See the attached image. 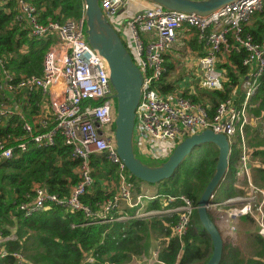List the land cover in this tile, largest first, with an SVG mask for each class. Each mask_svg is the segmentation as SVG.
<instances>
[{
  "label": "built area",
  "instance_id": "built-area-1",
  "mask_svg": "<svg viewBox=\"0 0 264 264\" xmlns=\"http://www.w3.org/2000/svg\"><path fill=\"white\" fill-rule=\"evenodd\" d=\"M135 1L98 0V3L108 18L121 5ZM12 2L15 6L13 19L22 22L29 34L49 35L51 41L43 52L39 74L20 75L13 79V74L2 67L0 59V94L6 90L25 94L39 90L50 113L38 117L34 125L22 115L24 113H17L23 135L9 136L14 144L8 143V138L0 137V162L11 156L13 147L25 150L29 143L46 146L53 143L56 134L60 135L64 144L69 145L70 155L78 160L75 167L77 180L70 186L68 194L58 195L35 185L33 194L20 201L18 208L28 215L55 203L68 210H81L87 218L96 214L101 220L112 219L107 214L118 211L121 202L137 208L141 204V194L137 192L133 195L134 183L115 148V107L107 66L103 57L85 40L83 11L78 17L62 21H41L38 9L29 0ZM263 4L264 0H235L206 15H200L168 9L151 2L138 7L126 19L129 44L125 45L141 72L132 138L136 139L140 149L143 148V154L155 159L164 157L170 145L203 128L225 134L229 149L232 143L238 142L233 185L239 186L238 181L245 179V193L222 200L212 199L208 207V211L215 215L212 219L219 232L222 231V239L234 238L235 219L245 214L252 217L256 232L264 237V189L251 182L245 137L246 126L256 120L247 109L248 97L255 92L259 83L257 79L264 70V40L255 41L249 33H242L243 22ZM179 30H192L196 40L204 46L203 53L198 56V64L202 70L203 85L209 89L217 88L222 79L216 60L220 44H227L226 34L230 33L235 47L246 50L242 63L251 69V76L244 87L240 103L235 104L231 97H226L219 100L212 112L208 113L207 103L193 100L188 94L175 90L161 92L157 89V82L166 70V52L177 41ZM7 115L9 110L0 101V121ZM93 154L103 155L115 165L118 174L115 191L102 202L96 213L80 199L92 183L88 160ZM194 208L192 200L184 193L167 194L161 201L162 210H146L132 216L160 211L174 212L176 219L170 227L171 234L180 237L189 226ZM7 237L0 234V257L10 254L21 260L22 255L18 251H10L4 245ZM155 257L156 250L149 253V260L147 257L144 259L149 262Z\"/></svg>",
  "mask_w": 264,
  "mask_h": 264
},
{
  "label": "trees",
  "instance_id": "trees-1",
  "mask_svg": "<svg viewBox=\"0 0 264 264\" xmlns=\"http://www.w3.org/2000/svg\"><path fill=\"white\" fill-rule=\"evenodd\" d=\"M29 2L38 9L41 21H62L78 17L83 11V0ZM14 13L12 0H0V59L2 67L16 79L20 75L40 73L42 55L51 38L49 35L29 34L22 22L13 19ZM242 33H249L255 41L264 40V4L243 22ZM226 37L227 44H220L217 51L219 59L216 60V67L222 74L220 84L217 88H206L198 95L202 98L200 101L208 104V113L212 112L219 100L226 97H231L235 104L240 103L244 87L251 76V69L242 63L246 50L234 46L229 32ZM169 65L166 64V70L157 82V89L161 92L171 91L175 86V83L163 82ZM257 80L259 83L255 92L248 97L247 109L264 122V70ZM181 93L188 94L185 90ZM28 94L29 102L22 104L21 108L29 114H38L35 102L41 98L40 91L33 90ZM188 96L193 100L199 99L194 94ZM43 111L44 115L50 113L48 109ZM7 121L0 125V137L8 138V143L14 144L11 137L23 135V130L15 113L9 114ZM259 128H245L247 164L251 182L264 189V131L261 132ZM216 154L217 149L210 142L195 146L170 177L152 183L156 185L158 195L145 202L142 209H160L161 198L177 193H184L195 205L213 172ZM237 159L238 150L232 143L227 168L215 188L220 187V192H213L214 200L245 193V179L241 181V186L233 185ZM88 161L92 183L80 199L96 213L102 202L115 191L118 174L115 165L103 155L93 154ZM77 162L70 155L69 145L64 144L58 134L53 143L46 146L29 143L25 150L13 147L11 156L0 162V234L8 235L4 242L8 250L18 251L22 255L21 260L10 254L0 257V264H130L131 258L142 255L143 240L148 232L157 241L156 257L146 264H203L207 260L211 243L205 239L207 236L201 229L195 208L189 226L180 237L170 232L176 219L174 212L132 216L133 213L120 210L107 214L112 219L101 220L96 214L87 218L81 210H68L59 204L50 203L28 215L22 213L18 203L33 194L35 185L58 195L68 194L70 186L77 180ZM126 173L134 183L133 191H138L136 182L143 181L128 171ZM262 208L264 210V203ZM208 215L212 219L209 212ZM237 221L240 222L239 229L243 228L242 237L239 240L236 234L232 238L234 244L223 239L218 264H264V237L256 230L243 227L246 226L245 222L252 225V217L240 215L235 223Z\"/></svg>",
  "mask_w": 264,
  "mask_h": 264
},
{
  "label": "water",
  "instance_id": "water-1",
  "mask_svg": "<svg viewBox=\"0 0 264 264\" xmlns=\"http://www.w3.org/2000/svg\"><path fill=\"white\" fill-rule=\"evenodd\" d=\"M150 1L168 9L206 15L235 0ZM83 14L85 40L103 57L107 66L115 107L113 119L115 148L126 170L141 181L156 183L170 177L195 146L210 142L216 147L213 172L197 197L195 209L201 229L211 243L210 254L203 264H218L223 239L213 219L208 215V207L212 202L213 192L227 168L229 143L225 134L203 128L183 136L157 164L141 161L132 146L133 121L140 95L141 72L133 62L125 42L101 11L98 0H83Z\"/></svg>",
  "mask_w": 264,
  "mask_h": 264
},
{
  "label": "crops",
  "instance_id": "crops-1",
  "mask_svg": "<svg viewBox=\"0 0 264 264\" xmlns=\"http://www.w3.org/2000/svg\"><path fill=\"white\" fill-rule=\"evenodd\" d=\"M151 3L150 0H137L135 2H127L123 5H121L120 7L124 8V11H122L121 13H118V10L113 13L109 18L110 23L112 24V26L116 29V31L119 33H122L124 36V42H126L127 44H129V39H128V31H127V27H126V19L128 18V16L135 11L136 9H138V7L145 5V4H149ZM125 20V21H124ZM120 35V34H119ZM178 39L176 42L172 43L179 45V47L181 48V52L183 54V56L185 57V63H184V75H185V79L181 80V84L176 85V81L168 79L167 75L164 78L163 82H172L175 83V86L172 87V90L178 91L181 93V91L185 90L188 94H194V95H199L202 91L207 90L206 87L203 85L202 82V73H201V68L198 64V56H200L203 51H204V46L198 42L194 36L193 31L191 30L186 31V30H179L178 33ZM121 37V35H120ZM171 45V47L169 48V50L166 52V56H165V61L166 64L170 63V67H168L167 73L171 70H173V60H174V48ZM169 57V61H167V58ZM14 93H17L15 95H13ZM1 95L0 101L1 99H3L6 107L9 110V114L15 113L17 115V113L22 114L25 118L28 119V121L31 124H35V122L37 121V118L42 116L40 114H29L25 111V109L21 108V105H26L27 102H29L28 100V95L29 94H25L21 91L19 92H10V91H4ZM25 95H27V98L25 97ZM41 95V93H40ZM198 100L200 101V99H202L200 96H198ZM42 101V99L40 98V100H38L37 102H35V104L37 106H39L40 102ZM2 102V101H1ZM206 103V102H204ZM28 106V105H27ZM39 108H41L39 106ZM43 108V107H42ZM45 110H47V108H45ZM256 117V120L253 122L254 124H262L261 122H263L257 115H254ZM8 117L9 115L5 116L2 118V120L0 121V125H4L6 123H8ZM132 146L133 149L135 150V153H143V148L140 149V146L137 144L136 139L132 138ZM137 155V154H136ZM91 156V155H90ZM136 182V185H138L139 187H141V184ZM152 184H146V186H150L151 187ZM153 186V185H152ZM152 188V191L155 192L156 189V185H154ZM139 191V190H138ZM121 205H126L124 202H121L119 204V210L115 211V212H119L120 206ZM127 206V205H126ZM129 207V206H128ZM131 208V207H129ZM222 233V231H220ZM12 233V232H11ZM11 237L13 236V234H9ZM153 237V236H152ZM155 238V237H154ZM148 243H146L145 247L147 246ZM156 246V245H155ZM152 248V249H148L150 248L149 245L147 246V259H148V255L149 253H151L152 251H155L156 248ZM143 260L142 258L137 257L136 260ZM149 260V259H148ZM148 261H145V264Z\"/></svg>",
  "mask_w": 264,
  "mask_h": 264
},
{
  "label": "rangeland",
  "instance_id": "rangeland-1",
  "mask_svg": "<svg viewBox=\"0 0 264 264\" xmlns=\"http://www.w3.org/2000/svg\"><path fill=\"white\" fill-rule=\"evenodd\" d=\"M122 11H124V8L123 7H119L118 8V13H121ZM108 17H110V16H108ZM125 21V20H124ZM249 23H251V20L249 21ZM120 35H121V38L124 40V36H123V34L122 33H119ZM126 43V42H125ZM173 46V48H174V52H175V54H174V60L172 61L173 62V70H171V71H169L168 72V74H167V78L168 79H171V80H174V81H176V85H179V84H181V80H184L186 77H185V75H184V69H185V67H184V63H185V57L183 56V54H182V52H181V48L179 47V45H176V44H173L172 45ZM217 59H219V58H217ZM167 61H169V57L167 58ZM209 89V88H208ZM15 94H17V93H14L13 95H15ZM1 101L3 102L4 100L3 99H1ZM4 103V102H3ZM6 103V102H5ZM4 103V104H5ZM39 106L41 107V108H39L38 107V114H40V115H44V111H43V109L45 110V108H47L48 110H49V108H48V105H47V103L44 101V100H42L41 102H40V104H39ZM43 107V108H42ZM262 124H248L247 126H250V127H260L258 130H260L261 132H263L264 131V129H263V127H264V122H261ZM234 146H235V148L238 150V142H236V143H234ZM172 148V145H170V149ZM133 151H134V153H135V150L133 149ZM135 154H137V156L140 158V160L141 161H144V162H147L148 164H157L158 162H160L164 157H161V158H158V159H155V158H150V157H148V156H146L145 154H143V153H135ZM94 155H101V154H94ZM238 160V159H237ZM76 171V170H75ZM143 183V184H142ZM140 185H141V187H139V191H136V192H134L133 191V195L135 194H137V192L139 193V194H141V197H140V200H141V204L139 203V205H138V207L136 208V206H132L131 208H129L128 206H126V205H121L120 206V209L121 210H127V211H129V212H131V213H133V214H135V213H139V212H143V211H146V210H144V209H142L143 208V206H144V204H145V202H147L148 200H151V199H153V198H156L157 197V195H158V193H157V188L155 189V192H153L152 191V188L151 187H153L155 184H152V183H147V182H142ZM146 184L148 185V184H152L151 185V187L149 186H146ZM239 186H241V180L240 181H238V183H237ZM218 192H220V187L219 188H217L215 191H214V193H218ZM213 193V194H214ZM144 196H143V195ZM149 195H152V196H149ZM216 195V194H215ZM143 196V197H142ZM149 196V197H148ZM154 196V197H153ZM166 196V195H165ZM165 196L163 197V198H161V200H163L164 198H165ZM153 197V198H152ZM140 200H139V202H140ZM159 210H162V209H159ZM137 211V212H136ZM160 212H162V211H160ZM160 212H156V213H160ZM209 212V211H208ZM210 213V212H209ZM148 214H153V213H148ZM211 214V213H210ZM144 215H146V214H144ZM212 215V218H215V215L214 214H211ZM136 216H138V215H136ZM237 220H238V217L236 218ZM245 222V221H244ZM239 224H240V222L239 221H237V223L235 224V231L237 232L236 234H237V236L236 237H239V240L241 239V235L243 234V228L242 227H240V229H239ZM245 224H246V226L245 225H243V227H245V228H251V229H253V230H255V224H254V222H252V225L251 224H248V223H246L245 222ZM170 232H171V228H170ZM153 236V234L151 233V232H148V234L146 235V237L144 238V240H143V243H144V249H143V252H141V254L142 255H140V256H138L139 258H142L143 259V257L145 258V257H147V250L148 249H152V248H154V246L156 245V239L157 238H154V236ZM205 239H208L207 237L205 238ZM224 240L227 242V243H230V244H234V242H233V240H232V238L230 239V238H224ZM146 243H148L147 244V246L149 245V247L150 248H148L147 249V246L145 247V245H146ZM149 256V255H148ZM136 257V256H135ZM137 258V257H136ZM136 258H131V261H130V264H145V259H143V260H140V259H138V260H136Z\"/></svg>",
  "mask_w": 264,
  "mask_h": 264
}]
</instances>
